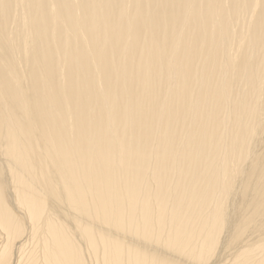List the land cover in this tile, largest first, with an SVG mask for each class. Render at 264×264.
<instances>
[{"label": "bare ground", "instance_id": "6f19581e", "mask_svg": "<svg viewBox=\"0 0 264 264\" xmlns=\"http://www.w3.org/2000/svg\"><path fill=\"white\" fill-rule=\"evenodd\" d=\"M0 264H264V0H0Z\"/></svg>", "mask_w": 264, "mask_h": 264}]
</instances>
